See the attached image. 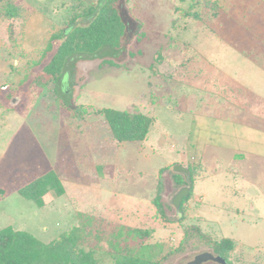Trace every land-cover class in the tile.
<instances>
[{
  "label": "rangeland",
  "instance_id": "rangeland-1",
  "mask_svg": "<svg viewBox=\"0 0 264 264\" xmlns=\"http://www.w3.org/2000/svg\"><path fill=\"white\" fill-rule=\"evenodd\" d=\"M98 2L0 0V229L49 242L85 214L95 229L81 244L98 264H114L108 240L133 227L152 231L144 244L165 255L160 264H186L214 252L195 231L182 240L198 226L233 239L231 264H264V0H121L118 55L76 56L57 83L32 84L50 37ZM191 3L199 18L181 14ZM103 107L151 116L147 138L115 140ZM176 163L193 170L181 217L171 200L188 183L175 180ZM49 170L64 194H45L42 207L19 194ZM125 234L121 247L134 243Z\"/></svg>",
  "mask_w": 264,
  "mask_h": 264
},
{
  "label": "trees",
  "instance_id": "trees-1",
  "mask_svg": "<svg viewBox=\"0 0 264 264\" xmlns=\"http://www.w3.org/2000/svg\"><path fill=\"white\" fill-rule=\"evenodd\" d=\"M193 6L195 4L191 3L188 9L181 11V14L185 17L193 15L195 18H199L198 12L192 11ZM121 9V0H99L97 4L86 7L82 12L74 13L67 27L50 37L42 57L48 59L33 77L32 84L42 88L50 82L57 83L67 63L76 56H97L101 52L106 55H118L127 34V23L122 16ZM4 10L3 14L8 17L18 18L21 14L18 8L12 4ZM80 20H85L86 23L81 24ZM107 62L111 66L119 65L111 60ZM64 105L67 109H71L72 116L77 117L82 112L81 107L79 109L76 106ZM96 112L104 117L113 138L119 142L145 140L153 123L151 116L138 109L103 107L97 109ZM188 168L193 182V170L191 167ZM174 177L177 183H184L180 173H176ZM18 192L24 198L32 200L37 206L42 207L45 194L53 192L60 196L65 193V187L56 171L49 170L22 185ZM4 194L5 189L0 188V195ZM189 197L190 194L184 197L180 209L183 208V204L188 201ZM154 203L157 211L164 217L159 194L154 198ZM81 216L83 218L82 225L64 231L49 242H43L34 234L26 230L14 229L10 225L1 228L0 264H98L94 250H85L81 244L83 238L87 234H92L95 229L92 226L87 227L95 219L90 215L83 214ZM194 231L205 237L202 238L205 244L212 247L216 254L221 255L231 264L228 257L234 248L232 238L206 239L205 234L198 226H191L185 231L182 240H187ZM124 234L121 230L114 236L116 239L108 240L109 244L113 245L117 251L114 255V264L161 263L165 255L159 256V252L149 250L150 246L144 244V241L149 239L152 234L150 229L130 228L126 231L125 239L131 238L134 243L121 247L120 240ZM133 244H135L134 247Z\"/></svg>",
  "mask_w": 264,
  "mask_h": 264
},
{
  "label": "water",
  "instance_id": "water-1",
  "mask_svg": "<svg viewBox=\"0 0 264 264\" xmlns=\"http://www.w3.org/2000/svg\"><path fill=\"white\" fill-rule=\"evenodd\" d=\"M172 169L176 173L184 174L187 185L182 186L178 192L173 196L171 203L175 207L178 217L182 216V212L180 210L181 203L184 197L188 196L191 191V173L187 166L176 163L172 166ZM209 261H213L219 264H230L224 257L219 254L214 253L213 251H202L196 254L191 260H189L186 264H204Z\"/></svg>",
  "mask_w": 264,
  "mask_h": 264
}]
</instances>
